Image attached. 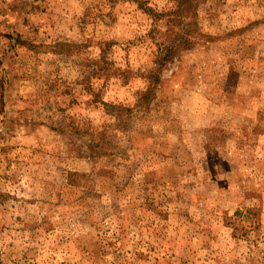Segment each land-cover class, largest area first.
<instances>
[{
    "label": "rangeland",
    "instance_id": "rangeland-1",
    "mask_svg": "<svg viewBox=\"0 0 264 264\" xmlns=\"http://www.w3.org/2000/svg\"><path fill=\"white\" fill-rule=\"evenodd\" d=\"M176 3L0 0V264H264V0Z\"/></svg>",
    "mask_w": 264,
    "mask_h": 264
},
{
    "label": "trees",
    "instance_id": "trees-1",
    "mask_svg": "<svg viewBox=\"0 0 264 264\" xmlns=\"http://www.w3.org/2000/svg\"><path fill=\"white\" fill-rule=\"evenodd\" d=\"M189 2L190 0H177L176 7L173 10V12H176V15L172 16V18L170 19L171 21H173V24H171L170 27L168 28L169 32L165 31L163 33V35H165L164 36L165 38L162 41H159V42L157 41L156 60L160 63L165 62L166 59L175 55L180 50L187 48L193 45V43H195L196 36H194L193 33H190L189 29L187 28H189L191 25L193 26V24L196 25V22H195L196 20L195 19L193 20L191 18L192 15L190 17H187L186 14H184L185 5L186 3H189ZM139 5H141L145 9V11H147L151 15V17L156 18V19L161 18V15H162L161 12L154 10L151 6H147L143 3H139ZM176 21H177V24L180 25V27H178L175 30L176 31L175 32L174 25ZM159 27L160 25H153V28L156 30L157 33L159 29H156V28H159ZM171 30H173V35L170 33ZM194 31L196 33V28L194 29ZM153 79L155 80L156 78H153ZM149 88L150 86L147 87L146 90H141L139 92L137 103L142 104L143 99L146 97V93L148 92ZM104 105L111 109L121 108L120 105L113 104V103L104 102Z\"/></svg>",
    "mask_w": 264,
    "mask_h": 264
}]
</instances>
